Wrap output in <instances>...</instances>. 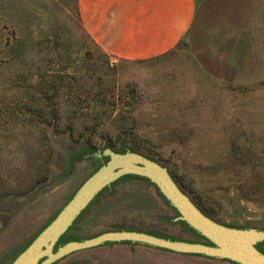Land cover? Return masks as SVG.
Instances as JSON below:
<instances>
[{
  "label": "rangeland",
  "instance_id": "rangeland-1",
  "mask_svg": "<svg viewBox=\"0 0 264 264\" xmlns=\"http://www.w3.org/2000/svg\"><path fill=\"white\" fill-rule=\"evenodd\" d=\"M82 30L75 0H0V264H8L96 168L66 152L126 145L166 166L216 221L264 229V79L228 84L185 47L110 67ZM79 156V155H77ZM147 181L102 191L67 231L136 228L200 238ZM264 249V245L262 246ZM56 264H234L144 245L104 244Z\"/></svg>",
  "mask_w": 264,
  "mask_h": 264
},
{
  "label": "crops",
  "instance_id": "crops-1",
  "mask_svg": "<svg viewBox=\"0 0 264 264\" xmlns=\"http://www.w3.org/2000/svg\"><path fill=\"white\" fill-rule=\"evenodd\" d=\"M75 2L84 33L117 64L153 59L183 44L212 79L242 85L264 79V0Z\"/></svg>",
  "mask_w": 264,
  "mask_h": 264
},
{
  "label": "water",
  "instance_id": "water-1",
  "mask_svg": "<svg viewBox=\"0 0 264 264\" xmlns=\"http://www.w3.org/2000/svg\"><path fill=\"white\" fill-rule=\"evenodd\" d=\"M88 157L95 159L96 168L8 264H53L76 251L113 243L144 245L179 255L224 259L234 264H264V252L256 247L264 242L263 228L229 225L209 217L179 187L168 168L157 160L134 150L116 151L107 146L71 158L68 172L75 161ZM128 175L143 177L152 183L174 210L172 219L184 222L205 239L171 238L131 227L58 243L102 190Z\"/></svg>",
  "mask_w": 264,
  "mask_h": 264
},
{
  "label": "trees",
  "instance_id": "trees-1",
  "mask_svg": "<svg viewBox=\"0 0 264 264\" xmlns=\"http://www.w3.org/2000/svg\"><path fill=\"white\" fill-rule=\"evenodd\" d=\"M126 143H127V140H126V138L124 137V139L119 143V145H118V147H116L114 150H116V151H124V150H127V149H130L127 145H126ZM105 147H107V146H104L103 148H105ZM102 148V149H103ZM130 150H132V149H130ZM93 151H95L93 148H91L88 144H87V142H83V143H81L79 146H78V148L75 150V152H70V151H67L66 152V158H67V162H68V160H70L71 158H73L74 156H77V155H79V156H81L82 154H85L86 152H93ZM152 158V157H151ZM152 159H154V158H152ZM171 174V173H170ZM172 176V175H171ZM125 177H135V178H139V179H142V180H145V181H147L149 184H151V185H153L152 183H150L147 179H145V178H143V177H139V176H135V175H128V176H123V177H121L120 179H122V178H125ZM173 177V176H172ZM174 178V177H173ZM119 179V180H120ZM175 180V179H174ZM118 181V180H117ZM117 181H115L114 183H116ZM176 181V180H175ZM177 182V181H176ZM114 183H112L111 185H113ZM178 184V183H177ZM154 186V185H153ZM180 187V186H179ZM154 188H155V186H154ZM181 188V187H180ZM107 188H105L104 190H106ZM182 189V188H181ZM104 190H102V191H104ZM155 190H156V192H157V194L159 195V196H161L162 197V195L158 192V190L155 188ZM101 191V192H102ZM100 192V193H101ZM99 193V194H100ZM98 194V195H99ZM194 202V201H193ZM195 203V202H194ZM196 204V203H195ZM197 205V204H196ZM198 207H199V205H197ZM200 208V207H199ZM87 209V208H86ZM201 209V208H200ZM202 210V209H201ZM85 211V210H84ZM83 211V212H84ZM203 211V210H202ZM82 212V213H83ZM204 212V211H203ZM205 213V212H204ZM206 214V213H205ZM208 215V214H207ZM209 216V215H208ZM210 217V216H209ZM53 218V217H52ZM51 218V219H52ZM50 219V220H51ZM78 219V218H77ZM49 220V221H50ZM48 221V222H49ZM47 222V223H48ZM46 223V224H47ZM183 225H185L187 228H189L184 222H181ZM45 224V225H46ZM44 225V226H45ZM43 226V227H44ZM246 226V225H245ZM42 227V228H43ZM72 227V226H71ZM70 227V228H71ZM41 228V229H42ZM69 228V229H70ZM40 229V230H41ZM68 229V230H69ZM192 232H194L201 240L202 239H205V238H203L200 234H198L197 232H195L194 230H192L191 228H189ZM67 233V232H66ZM64 234L61 238H60V240H59V242L58 243H62V242H65V241H67V240H71V239H75L76 237H69V236H67V234ZM153 233V232H152ZM154 234H157V233H154ZM158 235H160V234H158ZM164 236V235H163ZM172 238V237H171ZM30 242V241H29ZM29 242H27L26 243V245L29 243ZM25 245V246H26ZM264 245V242H262V243H259V244H257L256 245V247L259 249V250H261V251H263L264 252V249L262 248V246ZM55 248H56V246H55ZM58 262V261H57ZM57 262H55V263H53V264H56Z\"/></svg>",
  "mask_w": 264,
  "mask_h": 264
},
{
  "label": "built area",
  "instance_id": "built-area-1",
  "mask_svg": "<svg viewBox=\"0 0 264 264\" xmlns=\"http://www.w3.org/2000/svg\"><path fill=\"white\" fill-rule=\"evenodd\" d=\"M117 62H118L117 58H114V57H112L108 60V64L110 67H114L117 64Z\"/></svg>",
  "mask_w": 264,
  "mask_h": 264
}]
</instances>
